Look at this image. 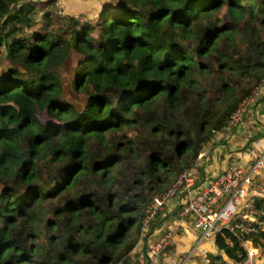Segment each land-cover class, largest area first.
<instances>
[{"label":"trees","instance_id":"obj_1","mask_svg":"<svg viewBox=\"0 0 264 264\" xmlns=\"http://www.w3.org/2000/svg\"><path fill=\"white\" fill-rule=\"evenodd\" d=\"M55 2L0 0V264H131L149 202L264 78V0H116L85 24ZM208 244L246 258L229 229Z\"/></svg>","mask_w":264,"mask_h":264},{"label":"built area","instance_id":"obj_2","mask_svg":"<svg viewBox=\"0 0 264 264\" xmlns=\"http://www.w3.org/2000/svg\"><path fill=\"white\" fill-rule=\"evenodd\" d=\"M262 90H264V78L250 95L238 104L225 127L215 135L225 137L237 129L244 115L256 104ZM245 156V154L241 156L230 154L223 172L201 187H196L194 180L195 175L198 174L197 167L200 160L196 159L190 167L179 174L167 191L160 193L149 202L142 221L144 231L150 230L162 212L171 208L174 201L179 200L174 207V210H177L175 211L177 222L151 248L150 257L154 264H157L158 258L166 260L169 257V250L174 248L175 235L182 231V223L189 219L195 222L194 227L201 231V237L181 264H186L188 257L195 254L199 246L213 240L222 229H229L246 251V258L239 264H264V247L261 250L256 248L248 238L249 232L253 229L248 230L236 224L237 221L254 222L255 220L257 213L254 209L255 200L249 198L252 174L264 167V151L251 163L249 171L241 165V160ZM255 191L264 196V181L255 185ZM203 264H209L205 254Z\"/></svg>","mask_w":264,"mask_h":264},{"label":"crops","instance_id":"obj_3","mask_svg":"<svg viewBox=\"0 0 264 264\" xmlns=\"http://www.w3.org/2000/svg\"><path fill=\"white\" fill-rule=\"evenodd\" d=\"M231 139V140H230ZM264 150V90L262 94L256 100V104L252 106L249 112H247L241 124L237 129L233 130L231 134L223 137L214 135L211 143L203 146L198 153L197 159L199 160V166L197 167L198 174L195 175L196 187H201L208 184L214 179L215 176L223 172L230 154H237L241 156L245 154V158L241 160L246 171H249L251 163H253L258 155ZM203 155V156H201ZM200 156V157H199ZM260 181H264V167L256 173L252 174V188L250 190L255 191V185ZM256 192V191H255ZM179 203V200L174 201L171 208L162 212L160 216L159 224L149 231V236L146 239L148 247V254L152 246L160 240V238L177 222V215L173 213L175 204ZM167 218V220H166ZM196 228L191 219L182 223V231L177 233L174 237V248L172 254L166 260L162 261L163 264H180V260L184 255H189L196 246L199 239L195 240L191 235ZM201 247V248H200ZM210 246L204 243L199 246L198 251L188 257V260L199 254L201 260H203L204 254L208 253ZM200 264L196 259H192L186 264ZM153 264V263H152Z\"/></svg>","mask_w":264,"mask_h":264},{"label":"rangeland","instance_id":"obj_4","mask_svg":"<svg viewBox=\"0 0 264 264\" xmlns=\"http://www.w3.org/2000/svg\"><path fill=\"white\" fill-rule=\"evenodd\" d=\"M33 1L36 2L37 0H33ZM114 1H116V0H56L55 4L53 5L52 11H53V15L56 14L59 16H64V15L73 16L75 19H77L79 22H81V24H85L86 22H91L93 19H95L101 13V11L104 9L105 5L113 4ZM37 5H39V3H37ZM40 6H41V4L39 5V7ZM107 9L113 13L111 8L108 7ZM43 29L44 28H41V25H36L34 28H32L29 31V34L31 36H34L36 34H44L45 31ZM77 62H78L77 58H74L73 62H71L68 65L67 71L65 72V79H67L66 82L70 81L71 74L73 73L74 66L76 65ZM0 69L2 70L1 67H0ZM1 70H0V73H1ZM199 153H200V151H199ZM192 222H193V224H195V222L193 220H192ZM150 230L148 229V231H143L142 239H141L139 245L136 246L135 251H134L138 257L134 256L133 260H131V262H130L131 264H139V263L141 264L140 261H143V263L148 264V262H149L148 259L146 258L144 260L142 257H140L141 255H139V252L143 248V242H145V241H143V238ZM191 235L194 236L195 240L197 238L200 239L201 231L196 229L195 231H193L191 233ZM190 250L188 252H190ZM150 252H151V250H150ZM186 257H187V255H185L182 260H184ZM194 257H195L197 262H199L200 264H203V260H201V258H199V254H196ZM136 258H138V259H136ZM187 261L189 262V260H187Z\"/></svg>","mask_w":264,"mask_h":264}]
</instances>
